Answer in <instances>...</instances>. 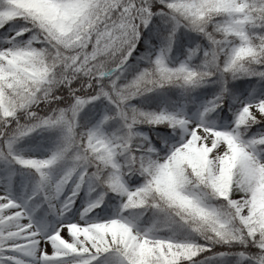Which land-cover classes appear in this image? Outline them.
Instances as JSON below:
<instances>
[{
    "label": "snow or ice",
    "instance_id": "snow-or-ice-1",
    "mask_svg": "<svg viewBox=\"0 0 264 264\" xmlns=\"http://www.w3.org/2000/svg\"><path fill=\"white\" fill-rule=\"evenodd\" d=\"M0 264H264V0H0Z\"/></svg>",
    "mask_w": 264,
    "mask_h": 264
}]
</instances>
